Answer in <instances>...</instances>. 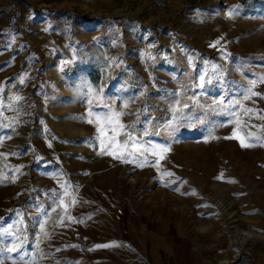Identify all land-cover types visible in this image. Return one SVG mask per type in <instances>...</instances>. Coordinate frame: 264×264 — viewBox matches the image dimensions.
<instances>
[{
  "label": "rangeland",
  "instance_id": "rangeland-1",
  "mask_svg": "<svg viewBox=\"0 0 264 264\" xmlns=\"http://www.w3.org/2000/svg\"><path fill=\"white\" fill-rule=\"evenodd\" d=\"M0 264H264V0H0Z\"/></svg>",
  "mask_w": 264,
  "mask_h": 264
},
{
  "label": "snow or ice",
  "instance_id": "snow-or-ice-1",
  "mask_svg": "<svg viewBox=\"0 0 264 264\" xmlns=\"http://www.w3.org/2000/svg\"><path fill=\"white\" fill-rule=\"evenodd\" d=\"M253 87L256 84V81L252 82ZM249 92L251 93V95H258V93H255L254 91H252L251 89H249ZM249 96H245V99H249ZM19 99V98H17ZM89 103L91 104L92 101L89 100ZM247 112H251V109H247ZM120 115H122V113H112L110 116L106 117V124L105 125H101L100 127H98V132L100 133L101 137H104L105 135V129L107 126H111L113 124H115V127L111 128V131L113 132V135L111 137H107L108 143H105V139H101L100 143H101V151L102 154H109V155H113L114 158H123L122 156H117V153L115 151H105L106 149H112L115 148L116 145V141H117V137H119L120 135L124 134V128L125 126L123 124L119 123V117ZM89 123H92L91 120L88 121ZM148 133H145V135H147ZM233 136L236 137V132L234 131ZM238 138V137H236ZM129 143L131 144V147L133 150L135 151H142V149L135 143V138L132 135H128V140L124 142V147L126 148ZM240 143L242 147H248L250 146L248 143L245 142L244 138H240ZM159 146H155L153 148V154H157L156 153V148ZM168 149L165 148H160V152L161 153H165L167 152ZM163 155H160L159 159H163ZM157 163H159V160L157 161ZM166 175H171V173H166ZM65 195H67V192L65 193ZM61 206H64L63 201H61ZM43 228V226H41Z\"/></svg>",
  "mask_w": 264,
  "mask_h": 264
}]
</instances>
